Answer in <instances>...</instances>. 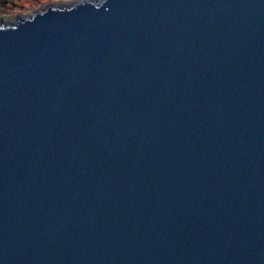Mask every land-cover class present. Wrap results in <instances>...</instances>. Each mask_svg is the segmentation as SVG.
<instances>
[{
  "label": "water",
  "instance_id": "1",
  "mask_svg": "<svg viewBox=\"0 0 264 264\" xmlns=\"http://www.w3.org/2000/svg\"><path fill=\"white\" fill-rule=\"evenodd\" d=\"M0 264H264V0L0 27Z\"/></svg>",
  "mask_w": 264,
  "mask_h": 264
},
{
  "label": "rangeland",
  "instance_id": "2",
  "mask_svg": "<svg viewBox=\"0 0 264 264\" xmlns=\"http://www.w3.org/2000/svg\"><path fill=\"white\" fill-rule=\"evenodd\" d=\"M81 1L96 3L98 0H0V27L29 18L48 7L69 8Z\"/></svg>",
  "mask_w": 264,
  "mask_h": 264
}]
</instances>
